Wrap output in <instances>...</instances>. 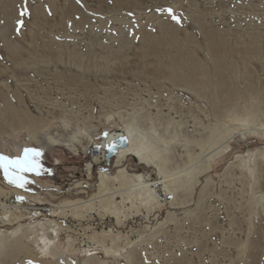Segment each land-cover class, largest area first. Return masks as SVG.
<instances>
[{"label":"rangeland","instance_id":"rangeland-1","mask_svg":"<svg viewBox=\"0 0 264 264\" xmlns=\"http://www.w3.org/2000/svg\"><path fill=\"white\" fill-rule=\"evenodd\" d=\"M6 41L18 45L17 55ZM179 55L200 65L195 75L208 90H178L164 80L160 60L169 64ZM214 59L236 90L221 92L231 114L208 100L219 88ZM255 99L259 108L250 125L261 127L264 0H0V155L41 153L39 172L23 173V187L0 168V187L25 196L12 193L9 199L32 205L10 220L0 208V229L50 219L70 226L58 237L51 232L62 256L43 252L41 240L35 243L44 230L37 224V234L9 237L0 264H264V211L255 202L264 197V134L243 135L247 122L239 120ZM30 122L41 135L31 133ZM131 122L167 152L172 168L207 164V151L195 142L200 138L217 149L227 140L230 146L199 181L188 182L193 188L177 206H171L174 194L157 183L162 204L140 206L119 223L103 209L58 214L64 201L93 197L99 171H118L105 155L102 162L96 157L104 134ZM81 131L89 134L84 144L69 141ZM42 135L60 142L45 147ZM124 165L160 180L156 167L132 156ZM87 255L92 262H85Z\"/></svg>","mask_w":264,"mask_h":264},{"label":"bare ground","instance_id":"bare-ground-1","mask_svg":"<svg viewBox=\"0 0 264 264\" xmlns=\"http://www.w3.org/2000/svg\"><path fill=\"white\" fill-rule=\"evenodd\" d=\"M6 46L9 48L10 52L13 55L18 54L19 47L17 44L6 41ZM190 60L191 59H185V57L182 55L174 58L173 62L169 64H165L160 60L158 70L159 72L167 71V76L163 77L164 80L168 81V83H170L172 87L176 89L178 88V90L180 87L192 89L195 92H203L205 90H208V84L206 82L199 81L195 75V70H197L200 65L195 63L193 64V66H190ZM220 63L221 61L219 60H213V70L215 75L219 78V83L217 84V86L219 87V91H215L214 94H211L209 97L207 94H204V96L209 98V102L215 105V108L218 112L223 114H231L232 110L227 109L224 105L225 100L222 95L223 93L221 92L226 90L230 95H234L236 94V90L228 86L227 79L222 73L223 71L221 69ZM184 64L186 65V70L184 69V72L179 71V68H183ZM182 81H185V85ZM258 108L259 105L256 99L250 103L248 108H243V117L239 119L247 122L242 130L241 128H239L241 130L239 131L243 135H245L246 133H259V131L261 130L264 134V128H262L264 126V123L261 124V127L250 125V123H252V118L258 111ZM228 116L230 117L231 115ZM228 116V121L237 120V116L230 118ZM36 125L34 122H30L27 127H29L33 135L38 136L40 128H38ZM80 133H82L83 136H79L78 134H76L73 136V139H69V141L72 142L75 139L84 144V137H88L89 134L88 132L86 133V131H81ZM45 135H48V133ZM44 136L42 135V138L44 139L43 144L45 147L50 146L51 142H60V139L57 137L48 136V139H46ZM121 136L126 137L129 143L126 147H120L117 154L111 158V160L114 161L115 165L118 167V171L113 174H110L109 172L107 173L103 170L99 171L98 191L94 193L93 197L87 200L80 198L64 201L58 206V214H61L62 216H68L69 214H71L72 216H82L84 210L89 211L90 209H103L107 211L106 214L109 212L110 215L116 219V222L119 223L123 219L128 217V212H134L135 210H138L140 206L146 207V209L151 210L162 204V200L158 196L156 189L153 187L157 183H163L165 191L167 193L174 194V198L171 200V206H177L179 203H181L178 202V198L184 195L186 191L189 192L188 189L193 188L192 184L188 182L199 181V176L203 173L208 172L212 167V161H214V159L219 154H221L223 151H226L230 146L228 140L220 145V149L214 147V144H212V142H209L208 144L207 141L209 140L203 139L204 137L200 138V141L194 140L196 143H198L199 147L202 148L203 151H207L204 156L207 164L203 167L201 165H196V167L191 168L192 165L188 167L179 165L177 166V168H172L171 166L167 165L168 162L171 161L170 156L167 154V152L164 149L156 147L157 141L153 140L152 137L147 136L143 130H140L139 127L135 126L131 122L122 125L119 129L106 133V136H104L101 141L100 155L96 157L97 162H102L106 149L110 146L111 143L116 141ZM70 142L67 144V146L69 150H72V148H74V144ZM261 154L264 157V153ZM129 156L134 157L140 164L145 167H156L158 169L160 180H150L144 172H129L127 167H125L124 165V161ZM94 167L95 163L90 162L88 164L87 168L90 175ZM184 171L186 172L182 174V172ZM184 178H186V181H184ZM207 181H209V178L207 179ZM16 192L17 191H8L0 187V208L5 215L8 214V220H10V216L12 215H16V217L25 215L23 211H29V209L32 207V205L26 200V198L22 200H10L9 195L11 196L12 193L18 194L17 197H25L24 195ZM190 192L192 193L193 191L191 190ZM118 198H120V200H117ZM262 199H264V197H256L255 202L258 207H262V210L264 211V201ZM166 221H168V217L166 218V220L161 221L160 225H163ZM37 224L44 228V230L43 228H41L43 231H40L38 229L41 234H37V228H35ZM68 228H70V226L61 227L60 225L56 224L54 220L50 219L47 220V222L35 221L28 226L20 224L15 229L10 231L0 229V255L3 254L5 248L8 246L9 237L16 236L18 233H22L21 236L28 238L35 232L34 234H37L36 236L33 235L35 243L38 240L42 241V244L39 245V248L43 249V252L54 257H56L57 255L62 256L63 253L58 252L59 250L57 249L55 237L51 234V232H53L54 235L58 237L60 233L59 231L66 230ZM31 230L33 231L31 232ZM68 241L71 242V238H69ZM9 245L11 246V244ZM20 245H25L23 240L22 242H20ZM105 248L107 251H111L109 245L105 244ZM85 262H92V259L90 260L87 255L85 257Z\"/></svg>","mask_w":264,"mask_h":264},{"label":"snow or ice","instance_id":"snow-or-ice-1","mask_svg":"<svg viewBox=\"0 0 264 264\" xmlns=\"http://www.w3.org/2000/svg\"><path fill=\"white\" fill-rule=\"evenodd\" d=\"M171 12V9H167ZM26 9L21 11V15H25ZM176 19V17H173ZM22 23V21H21ZM41 153L35 149H25L24 155L16 158H9L4 155H0V168H3L5 175H12L14 177L12 182H19V186L23 187L27 181L25 180L23 173L25 172H39V160L38 157Z\"/></svg>","mask_w":264,"mask_h":264},{"label":"water","instance_id":"water-1","mask_svg":"<svg viewBox=\"0 0 264 264\" xmlns=\"http://www.w3.org/2000/svg\"><path fill=\"white\" fill-rule=\"evenodd\" d=\"M106 136V134H104ZM129 141L126 137L121 136L116 141L110 144V146L106 149L105 152V160L107 163L111 160L113 156L117 154L120 147H126L128 145Z\"/></svg>","mask_w":264,"mask_h":264}]
</instances>
